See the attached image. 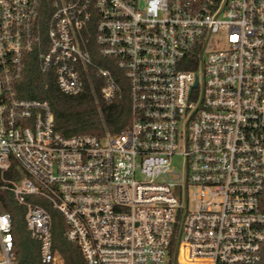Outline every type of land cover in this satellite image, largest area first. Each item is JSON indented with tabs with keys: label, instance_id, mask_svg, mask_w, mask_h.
Here are the masks:
<instances>
[{
	"label": "built area",
	"instance_id": "2783aa9c",
	"mask_svg": "<svg viewBox=\"0 0 264 264\" xmlns=\"http://www.w3.org/2000/svg\"><path fill=\"white\" fill-rule=\"evenodd\" d=\"M40 4L0 0V189L41 260L63 259L46 199L89 264H264V0H52L46 34ZM31 52L66 94L95 76L109 102L124 80L129 122L56 130L47 99L16 94Z\"/></svg>",
	"mask_w": 264,
	"mask_h": 264
},
{
	"label": "trees",
	"instance_id": "16d2710c",
	"mask_svg": "<svg viewBox=\"0 0 264 264\" xmlns=\"http://www.w3.org/2000/svg\"><path fill=\"white\" fill-rule=\"evenodd\" d=\"M52 11V0H41L39 22L43 34H46ZM122 83L123 95L109 102L100 96V80L95 76H92V85L85 80L79 92L63 93L56 85L54 73L41 72L35 52H31L25 57L23 73L14 87L19 97L47 99L54 116V127L64 135L80 132L101 135L106 131L116 132L129 122L130 102L125 81ZM39 201L44 204L41 199ZM46 207L52 216V245L62 256L63 264H89L79 246L64 237L65 223L61 214L50 206ZM0 209L9 212L12 219L14 264H50L41 260L39 242L30 237L24 207L16 203L12 193L6 189H0ZM166 264L174 262L169 260Z\"/></svg>",
	"mask_w": 264,
	"mask_h": 264
},
{
	"label": "rangeland",
	"instance_id": "374dc122",
	"mask_svg": "<svg viewBox=\"0 0 264 264\" xmlns=\"http://www.w3.org/2000/svg\"><path fill=\"white\" fill-rule=\"evenodd\" d=\"M215 40L218 41V44H220L223 41V37L221 34L215 35ZM181 163H182V159L180 157H175L173 159V164L177 167V170H180L181 168ZM42 201L44 202L45 206H49L48 202L46 201V199H42ZM166 260H172V256H167ZM62 264H63V259L61 260ZM61 261L58 264H61Z\"/></svg>",
	"mask_w": 264,
	"mask_h": 264
}]
</instances>
